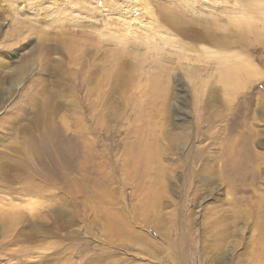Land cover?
Here are the masks:
<instances>
[{
	"label": "rangeland",
	"instance_id": "obj_1",
	"mask_svg": "<svg viewBox=\"0 0 264 264\" xmlns=\"http://www.w3.org/2000/svg\"><path fill=\"white\" fill-rule=\"evenodd\" d=\"M0 264H264V0H0Z\"/></svg>",
	"mask_w": 264,
	"mask_h": 264
},
{
	"label": "bare ground",
	"instance_id": "obj_2",
	"mask_svg": "<svg viewBox=\"0 0 264 264\" xmlns=\"http://www.w3.org/2000/svg\"><path fill=\"white\" fill-rule=\"evenodd\" d=\"M212 4H214V3H212ZM212 4H210V5H212ZM208 4H206L205 6H207ZM208 10H207V12L208 11H210L212 8L208 5L207 7H206ZM208 14V13H207ZM210 14V13H209ZM210 16V15H209ZM205 18H207L206 16H205ZM168 19H170L169 17H168ZM208 19V21L210 22V20L212 19V17L209 19V18H207ZM207 21V20H206ZM172 22V21H171ZM174 22V21H173ZM176 22V21H175ZM212 22V21H211ZM211 22H210V24H211ZM172 24V23H171ZM177 24V23H176ZM176 24H174V26H176ZM180 24V23H179ZM205 24V23H204ZM203 24V27H198V29H197V31H196V33H197V38L198 39H201V40H203V41H211V43L213 44V45H216V46H218L219 48H221V49H224V48H230V47H232V45H237V43H236V41L237 42H239V40L238 39H236V38H230V36L228 35V34H219V33H216L215 32V29H213V28H211V27H209L210 25H209V23H206V25H204ZM212 25V24H211ZM180 26H184V25H180ZM179 26V27H180ZM188 26V25H187ZM191 26V25H190ZM178 27V26H177ZM177 29V28H176ZM179 29V28H178ZM191 29V28H190ZM195 30H196V28H195ZM179 31V30H178ZM215 54H216V52H215ZM221 57H223L222 55H220V58ZM227 60H228V58H226ZM225 59V61L227 62V60ZM228 62H229V60H228ZM247 63V62H246ZM248 66H249V69H248V73H249V77L252 75V74H254V73H256L257 72V69H255L252 65H251V62H249L248 61ZM233 72H236L235 70H232L231 71V73H233Z\"/></svg>",
	"mask_w": 264,
	"mask_h": 264
}]
</instances>
